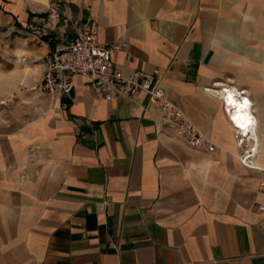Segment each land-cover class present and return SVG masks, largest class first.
<instances>
[{
    "label": "crops",
    "instance_id": "1",
    "mask_svg": "<svg viewBox=\"0 0 264 264\" xmlns=\"http://www.w3.org/2000/svg\"><path fill=\"white\" fill-rule=\"evenodd\" d=\"M49 6L126 41L125 75L165 69L213 150L163 127L143 91L101 99L77 74L51 101L44 61L71 31ZM4 20L44 35L34 88L0 109V264H264V0H0ZM221 87L251 102L258 168L239 161Z\"/></svg>",
    "mask_w": 264,
    "mask_h": 264
},
{
    "label": "built area",
    "instance_id": "2",
    "mask_svg": "<svg viewBox=\"0 0 264 264\" xmlns=\"http://www.w3.org/2000/svg\"><path fill=\"white\" fill-rule=\"evenodd\" d=\"M48 9L57 16L61 15L64 21H69L71 31L69 40L57 41L46 56L39 87L48 94L51 101L70 96L74 87L70 78L77 74L87 80L97 97L101 99L130 96L143 91L147 94L150 103L158 108L160 124L163 127L172 129L191 148L206 147L208 151L213 150L214 144L200 127L194 125L187 114L167 97L161 83L165 69L155 68L150 73L137 69L132 74L125 75L115 66L112 54L121 48H126V41L102 43L97 39L98 26L91 17L85 20L78 17L68 19L65 12H58L55 7L49 6ZM225 89V87L221 88L223 92ZM249 103L251 118L248 129L251 130L255 126V119L250 110L251 102ZM225 108L230 113L228 107ZM230 118L233 120V125L238 128L236 140L241 148L239 161L247 168H258L253 161L256 144L246 147L244 145L246 132L240 130L241 126L237 125L232 114Z\"/></svg>",
    "mask_w": 264,
    "mask_h": 264
},
{
    "label": "rangeland",
    "instance_id": "3",
    "mask_svg": "<svg viewBox=\"0 0 264 264\" xmlns=\"http://www.w3.org/2000/svg\"><path fill=\"white\" fill-rule=\"evenodd\" d=\"M34 30L37 29L16 27L12 20L0 22V109H4L9 100L17 102L15 96L19 91L34 88L39 76L37 63L42 59L33 55L31 47L40 44V37L44 35Z\"/></svg>",
    "mask_w": 264,
    "mask_h": 264
},
{
    "label": "bare ground",
    "instance_id": "4",
    "mask_svg": "<svg viewBox=\"0 0 264 264\" xmlns=\"http://www.w3.org/2000/svg\"><path fill=\"white\" fill-rule=\"evenodd\" d=\"M222 95L225 96L224 101L226 102V107H228L229 111L232 113L234 121L237 123V125H240L241 128H243V131L247 132L249 130L248 128H250L248 123L250 122L251 118L250 112L248 110L250 100H247V98L244 97V102L247 101V104L243 105L241 97L238 98L235 90L231 87H226L224 93L222 92ZM229 97H231V102L228 100Z\"/></svg>",
    "mask_w": 264,
    "mask_h": 264
},
{
    "label": "snow or ice",
    "instance_id": "5",
    "mask_svg": "<svg viewBox=\"0 0 264 264\" xmlns=\"http://www.w3.org/2000/svg\"><path fill=\"white\" fill-rule=\"evenodd\" d=\"M229 102H231V97L228 98ZM245 104H247V101H245Z\"/></svg>",
    "mask_w": 264,
    "mask_h": 264
},
{
    "label": "trees",
    "instance_id": "6",
    "mask_svg": "<svg viewBox=\"0 0 264 264\" xmlns=\"http://www.w3.org/2000/svg\"><path fill=\"white\" fill-rule=\"evenodd\" d=\"M44 38V37H43Z\"/></svg>",
    "mask_w": 264,
    "mask_h": 264
}]
</instances>
